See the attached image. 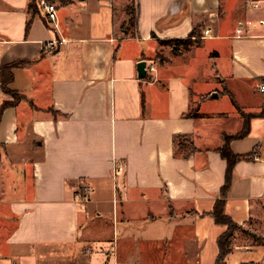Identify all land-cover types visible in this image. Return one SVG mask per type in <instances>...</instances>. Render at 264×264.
<instances>
[{"label":"crops","instance_id":"obj_1","mask_svg":"<svg viewBox=\"0 0 264 264\" xmlns=\"http://www.w3.org/2000/svg\"><path fill=\"white\" fill-rule=\"evenodd\" d=\"M29 3L0 0V75L25 63L8 87L20 100L0 118V264H216L227 230L210 217L226 172L217 150L242 119L202 112L203 100L189 117L200 44L174 55L160 41L196 33L227 44L216 78L234 96L246 85L260 111L264 0H72L53 3V24L39 7L27 29ZM128 6L138 38L122 39ZM50 41L64 44L47 53ZM140 62L149 81L138 80ZM11 102L0 84V110ZM230 148L254 157L234 170L224 264H264V119Z\"/></svg>","mask_w":264,"mask_h":264},{"label":"trees","instance_id":"obj_2","mask_svg":"<svg viewBox=\"0 0 264 264\" xmlns=\"http://www.w3.org/2000/svg\"><path fill=\"white\" fill-rule=\"evenodd\" d=\"M49 3L59 4L60 6H66L71 3L72 0H45ZM39 6L37 0H30L28 5V12L30 14L29 21L27 22V29L30 27L32 20L39 14ZM126 17L127 19L122 24V39L126 38L129 35V31H132L131 37L138 38V18L137 13L132 11L131 8L127 7L126 9ZM191 38H195L196 41H192ZM190 39L188 40H169V41H160V45L164 47H170L172 49V53L177 55L179 51H189L193 46L200 44V37L193 33ZM161 62V61H160ZM25 63L20 62L13 64L11 66L5 67L1 71L0 75V84L2 90L5 94L10 95L13 98V102L4 103L0 110V118L2 113L8 108L13 107L18 101L20 97L17 94L9 90V86L12 82L11 71L20 66H23ZM150 79L146 77L144 81H149ZM264 82V81H262ZM230 97L232 104L235 107L237 114L242 119V128L239 133L235 135H227L222 134L221 136V146L217 150V153L220 155L222 160L226 162V172H225V181L224 185L220 191V198L216 201L213 211L210 214V217L214 220L215 224L218 226L226 227V232L219 238L218 240V249L219 255L216 261V264H224L226 258L232 253V239L234 235V231L237 229V226L234 222L225 215V206L226 200L228 197V193L231 188L232 178L234 174L235 167L238 163L243 161H251L253 160L254 154H250L247 156H236L231 151L230 145L234 141L244 140L250 135L251 131V122L256 119H264V107L261 108L258 114H243L241 109L236 104L233 96L228 94ZM142 108L144 110V99H142ZM197 111H193L189 117L195 118L197 117ZM179 139H184L183 137H177ZM195 152V151H193Z\"/></svg>","mask_w":264,"mask_h":264},{"label":"rangeland","instance_id":"obj_3","mask_svg":"<svg viewBox=\"0 0 264 264\" xmlns=\"http://www.w3.org/2000/svg\"><path fill=\"white\" fill-rule=\"evenodd\" d=\"M40 2V0H37V3ZM132 9L133 13L135 12L134 6H128ZM127 19V17H126ZM211 36H214L212 34ZM203 37V36H202ZM197 50L194 52L193 58L188 63L191 68H194V71L196 72V78L194 79V82L191 85L193 97L192 98V107H191V113L196 110V107L200 100H203L206 104L202 110V112H205V110H211L216 113L220 114H233L235 115L236 110L234 105L232 104V101L228 94H231L233 98L236 96L239 98L240 104L246 107L239 106V104L236 102V99L234 98L236 104L241 109L243 114L249 115V114H258L260 111H257L254 109V104L256 103L255 99H253L251 96L248 95L246 85L241 86V84H238V86L234 85V91L235 96L232 93H229L227 90L226 82L221 78H216V73L223 71L225 74H227L228 66H229V57H228V48L227 44L219 41V40H207V41H200V45L196 47ZM170 51V49L165 48L161 49L159 53H157L155 57V62L157 64L160 61H163L165 58V55H167V52ZM191 58V57H190ZM194 60V61H192ZM188 68V66H187ZM186 69V65L185 68ZM176 73L178 71L175 70ZM260 83V82H259ZM213 94H216L220 97L219 100L212 101L209 99V97ZM198 97H201L199 99ZM12 98V97H11ZM13 99V98H12ZM261 98L258 100L260 101ZM264 107V104H262L261 108ZM261 110V109H260ZM237 114V113H236ZM235 119L240 118V116H234ZM84 189L81 187L78 191V195L83 196ZM235 233V231H234Z\"/></svg>","mask_w":264,"mask_h":264},{"label":"built area","instance_id":"obj_4","mask_svg":"<svg viewBox=\"0 0 264 264\" xmlns=\"http://www.w3.org/2000/svg\"><path fill=\"white\" fill-rule=\"evenodd\" d=\"M38 6L45 12L46 19L48 20V22L50 24L55 23L56 18H57V7H56V5L53 3H49L45 0H40V2H38ZM261 24H263V22ZM237 33L241 34L242 29H239L237 31ZM209 34H210V32L206 31L203 39H205V37L208 36ZM63 44H64L63 41H50V42L45 43L43 45V50L47 53L57 52L58 49L61 46H63ZM260 92L264 93V85L260 87ZM121 171H122L121 168L116 169L117 173H120Z\"/></svg>","mask_w":264,"mask_h":264},{"label":"water","instance_id":"obj_5","mask_svg":"<svg viewBox=\"0 0 264 264\" xmlns=\"http://www.w3.org/2000/svg\"><path fill=\"white\" fill-rule=\"evenodd\" d=\"M147 63L146 62H140L137 65V75H138V80L139 81H144L147 77ZM211 100H217L219 99V96L216 94H213L209 97Z\"/></svg>","mask_w":264,"mask_h":264}]
</instances>
